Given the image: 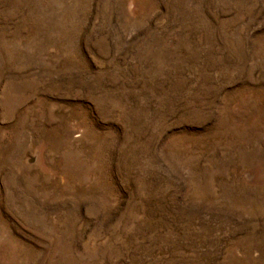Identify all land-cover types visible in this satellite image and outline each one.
I'll use <instances>...</instances> for the list:
<instances>
[{
  "label": "rangeland",
  "instance_id": "1",
  "mask_svg": "<svg viewBox=\"0 0 264 264\" xmlns=\"http://www.w3.org/2000/svg\"><path fill=\"white\" fill-rule=\"evenodd\" d=\"M0 264H264V0H0Z\"/></svg>",
  "mask_w": 264,
  "mask_h": 264
}]
</instances>
